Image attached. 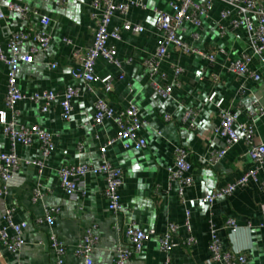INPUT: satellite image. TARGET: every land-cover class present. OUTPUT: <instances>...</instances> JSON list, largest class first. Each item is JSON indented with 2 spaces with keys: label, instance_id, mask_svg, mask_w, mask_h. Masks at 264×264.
I'll return each instance as SVG.
<instances>
[{
  "label": "crops",
  "instance_id": "1",
  "mask_svg": "<svg viewBox=\"0 0 264 264\" xmlns=\"http://www.w3.org/2000/svg\"><path fill=\"white\" fill-rule=\"evenodd\" d=\"M11 2L35 9L38 14L24 22L17 14L6 10ZM91 2L67 0V5L61 8L51 1L0 0L5 11V18L0 20V44L7 54H10L7 42L13 31L32 28L44 30L51 37L47 51L35 52L32 63L20 65V91L30 97L44 90L61 93L69 87L79 89V96L73 100L70 121L62 118L57 103L46 114L39 104L29 99L16 106L17 125H38L53 133L56 149L43 172L39 173L38 168L26 163L41 158L39 140L34 139L27 147L16 146L21 164L13 185L0 198V228L4 226L3 215L8 209L13 210L15 222H27L28 228L24 232L25 244L16 254L8 252L0 243V264H56L57 256L49 244L51 232L67 248L64 263L82 264L75 251L86 230L93 226L100 238L93 264H114L117 248L127 244L125 231L132 223L146 231L155 229L157 235L127 264H167V256L160 251V237L170 224H176L178 231L168 264H219L209 261L212 231L217 233L224 250L246 253L245 264H264V165L258 172L257 181L212 204L201 203L204 194L234 182L254 168L243 142L231 148L217 166L211 167L207 163L209 157L224 146L223 140L214 135L221 120V110L215 102L222 101L223 109L236 111L240 122L247 121L249 113L264 106V80L239 79L228 70L243 52L253 53L246 31L232 29L230 18L221 20L220 12L228 7L216 1L210 16L202 19L201 28L187 23L178 31V36L199 50L223 49L225 53H217L216 62L210 63L202 56L180 53L171 46L168 56L160 63V72L153 76L145 63L154 57L161 39L155 27L154 10L170 12V0H145V9L133 8L124 17L116 16L111 27L121 28L128 20L143 26L144 31L135 35L121 29V39L113 42L121 68L99 59L95 73L100 78L118 73L124 75L122 81H114L108 101L117 108L137 106L140 118L145 121L141 134L147 147L126 149L122 142L116 141L107 147L105 157H102L99 150L115 137L117 126L113 121L94 125L95 100L105 94L99 91L97 84L96 90L90 91V86L74 74L79 68L75 53L93 43L95 21ZM43 15L51 20L47 27L40 24ZM221 24L226 27L225 34L220 30ZM31 46L32 42L25 43L22 52L32 53ZM52 63L57 66L51 68ZM174 66L183 68L181 77L175 76ZM251 69L264 76V55L262 58L253 54ZM8 71V66L0 62V110H6ZM153 83L176 86L172 95L163 99L154 90ZM214 93V102H211ZM190 111L195 113L193 122L192 118L185 120ZM256 130L257 141L264 143V116L257 119ZM178 145L192 152L194 183L185 190V204L179 197V183L171 180L167 171L174 162V148ZM9 149V139L0 125V152ZM105 161L121 168L124 174L125 183L119 190L124 211L117 214L108 210L102 176H86L77 198L66 196L59 183L58 169L64 165L100 166ZM38 185L44 197L32 202V191ZM83 191L86 192L84 196ZM52 208L59 210L54 225L39 223L37 220ZM186 209L191 212V232L185 226ZM228 219L237 224L235 231L227 227ZM189 236L195 239L192 246L185 244Z\"/></svg>",
  "mask_w": 264,
  "mask_h": 264
},
{
  "label": "built area",
  "instance_id": "2",
  "mask_svg": "<svg viewBox=\"0 0 264 264\" xmlns=\"http://www.w3.org/2000/svg\"><path fill=\"white\" fill-rule=\"evenodd\" d=\"M51 1L57 7L64 8L67 0H43ZM219 1L228 8L220 12V19H231L230 26L233 28H243L249 39V46L253 53L243 52L241 56L229 65V72L239 79H250L253 81L264 80L260 73L251 69L253 54L257 56L264 55V0H170V12L155 9L156 14L155 27L161 34V39L156 53L151 60L145 65L152 71V74L160 72V63L168 56L169 47L174 46L180 53L195 54L206 58L210 63L216 62L217 53H225L223 49L215 51H202L194 48L181 40L178 31L183 30L187 23L197 28L202 27V19L208 18L212 13L214 3ZM93 9L92 18L95 21L93 30V43L84 50L75 53L78 59L79 68L74 73L76 78L82 79L90 86V91L96 90V84L105 95L96 98L94 103V125H102L105 121H113L117 126V133L114 138L110 139L100 148L102 157H105L107 147L116 141L122 142L124 148L143 149L147 147V142L141 132L145 126V121L140 118L137 106L131 104L126 108L114 107L108 101V95L113 91L115 80L122 81L124 75H108L100 78L95 73L97 61L104 59L109 64L121 68V62L117 57L118 51L113 44L114 41L121 39V29L129 31L135 35H140L144 27L139 24H133L125 20L120 27H111L112 20L116 16H126L133 8L145 9V0H92ZM6 10L15 13L19 18L28 22L32 15L38 14L35 9L23 6L18 3H9ZM235 17L232 18V15ZM5 18V11L0 6V20ZM48 16H41L40 24L47 27L50 24ZM220 30L225 34L226 27L221 24ZM196 37V34H194ZM32 42L31 52L25 54L21 48L25 43ZM51 44V37L44 30H19L11 32L7 48L10 54H7L0 44V62L5 63L8 68L6 83L5 106L6 110H0V125L7 135L10 143V149L7 152H0V198L8 193L13 185V180L17 175L21 160L16 153V146H30L34 139H38L41 148V158L37 160L26 161L28 165L38 168L42 173L48 160L51 158L56 149V141L53 133L42 129L38 125L18 126L17 109L19 102L29 99L40 105L43 113H48L57 103L61 110V116L64 120L70 121L73 116V100L79 96V89L69 87L66 91L58 93L54 90H44L34 93L28 97L24 95L18 87V70L22 63H32L34 57L32 54L38 51H47ZM51 68H55L57 63H52ZM176 77H181L184 72L180 66H174ZM165 80V75H162ZM154 90L163 99L169 98L174 90L172 84H152ZM215 93L211 95L210 101L214 102ZM217 108L221 110V120L219 126L215 128L214 135L221 138L224 146L215 151L208 159L207 163L211 167L217 166L226 156L227 152L236 144L243 142L246 145V151L250 157L254 168L249 169L244 175L234 182L227 183L218 189L204 194L201 198L202 204H212L218 198L229 197L238 189L243 188L251 182L257 181L258 172L264 165V143L257 140L256 121L264 116V106H260L254 112L249 113L248 120L240 122L239 114L235 111L225 110L222 108V101L215 102ZM168 118V116L166 117ZM193 122L195 113L190 111L185 120ZM191 126L192 123H191ZM79 149L81 146L79 145ZM192 152L182 146L174 148V162L167 168L169 178L179 183V197L182 204L186 203L185 190L190 188L194 180L191 176L193 165L190 161ZM90 174L100 175L105 182L104 196L108 202V210L112 213L123 212L121 204L120 188L124 185V174L121 168L104 162L100 166L91 165H64L58 169V178L60 187L66 196L77 198L84 178ZM85 191L82 192L84 196ZM44 197L40 185L32 191V202L41 201ZM59 210L52 208L46 210L43 218L38 219L39 223H46L53 226ZM185 226L191 232V212L185 210ZM4 226L0 228V243L8 252L16 254L24 246V232L28 228L27 222H15L13 219V210H6L3 215ZM264 226V224H263ZM227 227L235 231L238 226L232 220L228 219ZM178 231L176 224H170L168 230L160 237V251L167 256L173 250L174 236ZM157 235L155 229L143 230L137 224H130L125 231L127 239L126 245H121L116 250L114 264H127L130 258L135 254H140L149 240ZM100 242L96 234V226L86 230L82 242L78 245L75 253L82 260V264H93V254ZM195 243L193 236H189L185 244L192 246ZM49 244L57 256L56 264H65L64 257L67 253L65 244L53 232L49 235ZM210 263L219 264H245L247 261L246 253L238 251H227L222 247V243L215 231H212L211 242L209 245Z\"/></svg>",
  "mask_w": 264,
  "mask_h": 264
}]
</instances>
